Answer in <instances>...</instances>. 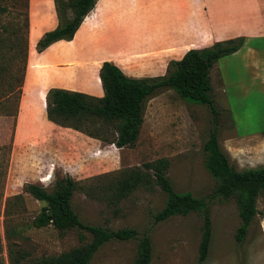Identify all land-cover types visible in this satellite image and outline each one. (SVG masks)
<instances>
[{
  "label": "rangeland",
  "instance_id": "374dc122",
  "mask_svg": "<svg viewBox=\"0 0 264 264\" xmlns=\"http://www.w3.org/2000/svg\"><path fill=\"white\" fill-rule=\"evenodd\" d=\"M20 1L0 0V264H38L43 257L91 240L88 232L77 228L61 231L52 225H32L44 204L22 190L24 184H39L51 191L55 181L66 175L79 185L71 204L81 221L112 230L134 228L138 238L148 235V264H264V194L256 197L257 212L244 238L237 240L241 222L237 200L217 194L218 181L206 167L203 149L208 132L215 126L220 148L237 171L264 164V37L245 40L238 51L219 58L211 69L213 101L219 111L216 123L207 105L164 88L145 99L137 140L119 148L46 118L45 95L49 88L73 82L75 88L90 95L94 94L92 86L100 90L96 67L102 58L92 51L107 53L106 43L111 41L105 29L95 28L87 34L88 48L84 43L78 45L74 59L53 63L52 70L50 52L73 41L59 40L37 53L32 30L37 35L42 29L37 20L40 15L52 16L54 1L50 5L49 0H31L22 93L19 101L9 94L10 84L16 90L22 69V56L17 53V43L24 34ZM140 1L130 2L129 10L124 12L126 21L145 23L154 17ZM164 7L158 4L160 16ZM223 7L237 18L251 8L256 22L257 9L264 11V0H226ZM70 16L69 12L67 17ZM163 17L166 19L164 14L160 21L166 23ZM55 19L58 24L56 15ZM87 22H82L74 38ZM143 63L134 60L130 65L140 68ZM92 64L95 69H91ZM134 73L146 77L144 72ZM158 159L168 161L166 176L174 191L190 193L208 210L212 237L202 263L197 260L202 210L176 214L156 223L153 216L166 201L156 183L138 187L116 205L109 204L103 193L114 172L127 168L146 170L145 163ZM148 172L152 174V170ZM138 238L105 242L89 264H130L137 255Z\"/></svg>",
  "mask_w": 264,
  "mask_h": 264
},
{
  "label": "trees",
  "instance_id": "16d2710c",
  "mask_svg": "<svg viewBox=\"0 0 264 264\" xmlns=\"http://www.w3.org/2000/svg\"><path fill=\"white\" fill-rule=\"evenodd\" d=\"M53 1L59 23L37 40L36 52H42L56 41L71 40L97 0ZM20 2L24 34L21 41L17 43V53L19 52L22 56V69L16 90L13 87L11 89V84L9 90V94L13 93L17 101L22 93L21 86L28 58L26 36L29 25V0ZM69 12L71 16L67 17ZM245 40L244 36H237L216 41L206 47L191 48L180 59L169 61L166 73L156 77H131L113 62L104 61L98 72L103 90L102 96L59 87L49 88L45 95L46 118L56 125L74 129L122 148L134 144L138 138L143 122L145 99L158 90L171 88L186 100L207 105L213 115V122L216 123L219 111L215 108L213 101L211 69L219 58L238 51ZM17 110L18 106L14 113H17ZM208 134L203 144L206 153L205 164L211 175L218 181L217 194L223 198L234 197L237 200L241 222L237 228L236 238L241 241L257 212L256 197L264 194V164L257 168L237 171L220 148L217 128L214 126ZM144 167L146 170L127 168L114 172L112 182L105 188V192L103 191L108 203L116 205L138 187H147L154 182L166 195L164 206L153 216L154 222L163 221L176 214L186 215L191 211L202 210L203 223L197 260L200 263L204 262L212 237L211 220L207 208L200 199L192 197L190 193L174 191L166 176L167 160L158 159L145 163ZM148 170H152V174ZM78 186V182L70 175L56 180L51 191L39 184H24L22 190L44 204L39 214L32 220L34 227L52 225L61 231L77 228L91 235L88 243L58 255L43 257L38 264H89L93 258L92 255L105 242L112 239L123 241L138 238V231L134 228L112 230L82 222L71 204L74 191ZM80 238H83V235H80ZM138 240L137 255L130 264H148L151 257L149 236L143 235Z\"/></svg>",
  "mask_w": 264,
  "mask_h": 264
},
{
  "label": "crops",
  "instance_id": "0c3cea01",
  "mask_svg": "<svg viewBox=\"0 0 264 264\" xmlns=\"http://www.w3.org/2000/svg\"><path fill=\"white\" fill-rule=\"evenodd\" d=\"M49 1L52 5L53 0ZM132 1H95L94 7L82 21L88 20L87 25L79 32L81 34L80 39L78 40L79 34L74 38L75 33L71 39L72 44H62L58 49L51 51L49 54L52 57L51 66L53 63L74 59L75 48L78 45L82 46L84 43L88 48L87 34L95 28L97 30L105 29L103 31L105 36L111 40L106 43L107 53H102L99 50H97L99 53H96L92 49V53L94 52L95 55L102 58L99 60L96 70L99 71L100 65L104 61H111L120 67L126 75L137 78L141 76L134 72L142 74L144 72L146 77L164 75L168 62L180 59L191 48L206 47L216 41L237 36H244L247 41L264 37V11L260 13L259 6L256 13L257 21L255 22L256 18H254L251 8L247 11L243 10L238 18L232 16L223 7L226 0H141L140 2L146 8V11L154 14V17L146 20L145 23H136L135 21L131 22V20L126 21L127 19L124 18V12L129 10ZM158 4H161L162 7L165 6L163 15L165 14L166 19L164 17L163 19L166 23L160 21L163 15L160 16L157 13ZM54 11L55 9L52 11V16L44 14L37 19L42 29L34 37L35 42L46 31L57 26ZM109 22L111 24L107 25ZM30 24L31 0H29V27ZM141 29L145 31H141ZM147 38L149 40H146ZM35 42L34 44H36ZM184 47L187 48L184 49ZM86 54L83 55L84 58H87ZM138 55L142 58L137 59ZM88 57L90 56L88 55ZM134 60H143L144 63L140 68H134L130 65ZM93 65H91V69H95ZM51 69H54L53 66ZM61 82H65V80ZM52 83L56 82L53 81ZM60 88L86 93L84 89L75 88L73 82H68L67 86H61ZM90 91L98 97L103 95L102 87L98 91L96 86H92Z\"/></svg>",
  "mask_w": 264,
  "mask_h": 264
},
{
  "label": "bare ground",
  "instance_id": "6f19581e",
  "mask_svg": "<svg viewBox=\"0 0 264 264\" xmlns=\"http://www.w3.org/2000/svg\"><path fill=\"white\" fill-rule=\"evenodd\" d=\"M32 36L33 38L36 36L35 31L32 30Z\"/></svg>",
  "mask_w": 264,
  "mask_h": 264
}]
</instances>
